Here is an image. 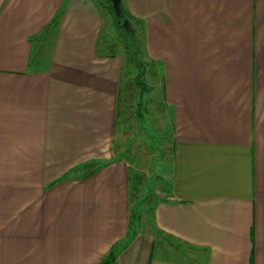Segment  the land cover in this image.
Segmentation results:
<instances>
[{
  "label": "crops",
  "instance_id": "1",
  "mask_svg": "<svg viewBox=\"0 0 264 264\" xmlns=\"http://www.w3.org/2000/svg\"><path fill=\"white\" fill-rule=\"evenodd\" d=\"M123 3L157 133L172 116L149 216L112 13L0 0V264H264V0Z\"/></svg>",
  "mask_w": 264,
  "mask_h": 264
},
{
  "label": "rangeland",
  "instance_id": "2",
  "mask_svg": "<svg viewBox=\"0 0 264 264\" xmlns=\"http://www.w3.org/2000/svg\"><path fill=\"white\" fill-rule=\"evenodd\" d=\"M99 1V0H98ZM104 6V5H103ZM113 49L125 55L127 53L130 60V56L125 48L124 39L120 36L119 32L115 30L113 32ZM140 57V55H139ZM144 63V62H143ZM145 65V64H144ZM128 72V108L124 111V119L128 123V137L130 138L128 143V153L139 165V168L134 170L133 174V217H147L150 213V207L153 201L156 200V168L159 161H163L164 164H168L171 161L173 148H172V138H173V125L172 116L169 109H160L162 118L160 120L162 129L158 131L157 128H153L152 122V107L150 104L146 105V102L154 98L156 95L158 99V88H155L154 95L150 93L151 84L149 79L144 77V82L149 87L146 93H142V89L137 86L132 75L138 73V69L133 64H130ZM146 76V74H145ZM147 79V80H146ZM124 84L122 86V99L125 96L124 89L126 88ZM147 94L144 100V95ZM140 101L142 105L140 108V113H138V106ZM153 101V102H155ZM156 103V102H155ZM157 105V104H156ZM159 107V102H158ZM120 122L118 125L119 130ZM139 141V144L138 142ZM157 143H160L157 145ZM138 144V145H137ZM160 155L159 158L155 157ZM157 161V162H156Z\"/></svg>",
  "mask_w": 264,
  "mask_h": 264
},
{
  "label": "trees",
  "instance_id": "3",
  "mask_svg": "<svg viewBox=\"0 0 264 264\" xmlns=\"http://www.w3.org/2000/svg\"><path fill=\"white\" fill-rule=\"evenodd\" d=\"M100 4L104 5L109 9V11L113 15L114 24L116 29L118 30L120 36L124 39L128 54L130 56L131 62L137 67L138 73L135 77V83L142 89V93H146L149 90V87L144 82V77L146 74V66L143 61L139 57V41L136 36V32L133 29L130 20L128 18V12L124 7L123 0H121V12H115L113 8V3L111 0H99ZM142 105V101H140L138 106V113H140V108Z\"/></svg>",
  "mask_w": 264,
  "mask_h": 264
},
{
  "label": "water",
  "instance_id": "4",
  "mask_svg": "<svg viewBox=\"0 0 264 264\" xmlns=\"http://www.w3.org/2000/svg\"><path fill=\"white\" fill-rule=\"evenodd\" d=\"M112 3H113V8L115 10L116 13H118V15L120 14L121 12V0H111Z\"/></svg>",
  "mask_w": 264,
  "mask_h": 264
}]
</instances>
